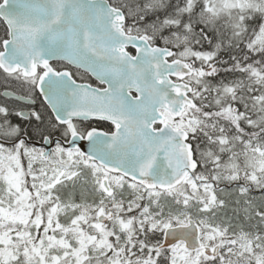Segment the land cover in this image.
<instances>
[{
    "label": "snow or ice",
    "instance_id": "snow-or-ice-1",
    "mask_svg": "<svg viewBox=\"0 0 264 264\" xmlns=\"http://www.w3.org/2000/svg\"><path fill=\"white\" fill-rule=\"evenodd\" d=\"M0 264H264V0H0Z\"/></svg>",
    "mask_w": 264,
    "mask_h": 264
}]
</instances>
